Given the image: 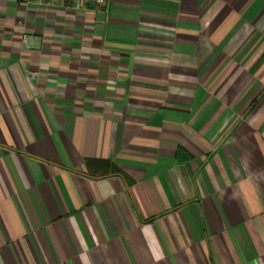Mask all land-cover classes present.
I'll use <instances>...</instances> for the list:
<instances>
[{
    "label": "crops",
    "instance_id": "crops-1",
    "mask_svg": "<svg viewBox=\"0 0 264 264\" xmlns=\"http://www.w3.org/2000/svg\"><path fill=\"white\" fill-rule=\"evenodd\" d=\"M55 2L0 0V264H264V0Z\"/></svg>",
    "mask_w": 264,
    "mask_h": 264
},
{
    "label": "built area",
    "instance_id": "built-area-1",
    "mask_svg": "<svg viewBox=\"0 0 264 264\" xmlns=\"http://www.w3.org/2000/svg\"><path fill=\"white\" fill-rule=\"evenodd\" d=\"M20 4L25 5H35L36 7L49 8L51 6H56L55 0H16ZM110 0H66L63 5L68 9L73 11H94V12H106L109 7ZM32 78H37V71L29 72Z\"/></svg>",
    "mask_w": 264,
    "mask_h": 264
},
{
    "label": "water",
    "instance_id": "water-1",
    "mask_svg": "<svg viewBox=\"0 0 264 264\" xmlns=\"http://www.w3.org/2000/svg\"><path fill=\"white\" fill-rule=\"evenodd\" d=\"M98 16L102 17V18H105V14L104 13H99Z\"/></svg>",
    "mask_w": 264,
    "mask_h": 264
}]
</instances>
